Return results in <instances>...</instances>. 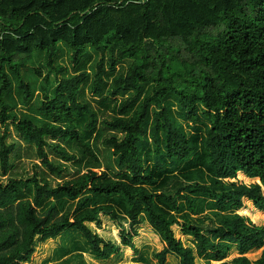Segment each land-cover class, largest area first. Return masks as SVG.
I'll use <instances>...</instances> for the list:
<instances>
[{
  "label": "trees",
  "instance_id": "1",
  "mask_svg": "<svg viewBox=\"0 0 264 264\" xmlns=\"http://www.w3.org/2000/svg\"><path fill=\"white\" fill-rule=\"evenodd\" d=\"M0 32V123L12 120L25 143L37 145L43 166L54 176L60 177L66 167L55 163L49 151L65 163L78 160L61 140H78L101 163L78 126L90 116L87 127L94 129L99 120L98 111L78 99L88 73L59 78L68 69L53 65L60 47L69 50L75 66L92 52L102 56L91 84L94 94L115 98L136 93L116 103L119 115L140 101L145 87L153 89L131 118L108 122L124 133L104 142L108 165L117 166L118 173L92 168L56 187L43 174L11 178L7 185L0 181V264H29L41 242L69 231L105 263L203 264L197 262V248L200 254L210 251L218 264H264V0H0ZM42 54L50 67L44 80L52 85L55 79L56 85L36 110L41 118H21L6 103L12 76L21 101H30L35 91L20 78V69ZM106 56L111 68L131 63L109 89ZM42 73L36 70L38 77ZM175 105L188 121L196 122L200 113L209 121L202 145L210 183L168 178L158 196L150 188L158 177L146 169L143 155L148 131L156 143L158 167L165 160L189 161L198 149L177 123ZM7 134L5 129L0 145L5 174L14 149L5 142ZM239 175L252 181L246 183ZM92 195L112 198L122 210L109 202L91 209ZM177 197L187 201L193 214L198 213L195 197H211L217 214L224 215L207 229L170 219L180 209ZM75 214L79 216L72 220ZM102 219L130 225L121 230L120 243L94 230ZM141 224L152 229L153 243L156 239L161 247L152 257L148 248L139 251L136 246ZM210 235L233 239L238 255L229 258L227 247ZM183 238L193 240L194 247ZM121 246L127 249L126 262L116 257ZM259 249V257L250 255Z\"/></svg>",
  "mask_w": 264,
  "mask_h": 264
},
{
  "label": "rangeland",
  "instance_id": "2",
  "mask_svg": "<svg viewBox=\"0 0 264 264\" xmlns=\"http://www.w3.org/2000/svg\"><path fill=\"white\" fill-rule=\"evenodd\" d=\"M102 59L101 55H97L95 52H92L91 55H86L80 64V66H75L72 64L71 54L67 48L60 47L53 59V65H66L68 69L65 72L59 74V78L72 77L76 74H79L83 71L88 73L87 80L83 83L81 89L78 92L79 100L88 101L94 109L99 113V120L96 128L89 129L88 123L90 122V116H87L78 121L79 129L82 131L85 140L92 144L95 149L99 152L101 157V163H97L94 159L87 154L78 140H61V143L72 152L78 154V160L65 163L61 160L54 151L50 152V158L58 164H62L66 167V172L63 173L60 177L54 176L51 172L43 166L41 158L38 152L36 144L25 143V141L18 135L15 131L12 120L8 121L5 125L0 123V145H1V136L5 129H8V134L6 136L5 142L7 144H14V149L10 154V170L7 174L2 171L0 165V181L3 184L7 185L11 178H25L26 180L32 178L35 175H39L50 179V183L53 187H56L59 183H62L67 180H78L84 176L89 169H99L101 171H110L118 173V167L111 164L108 165L106 160L107 154L104 147V142L108 138H111L113 134L119 136H124V133L114 130L111 126L108 125V122L114 121L119 118L129 119L133 116L134 112L143 104L144 100L153 93L151 87H145L143 91V96L139 102H136L130 111L126 112L123 115L117 114L115 111L116 103L132 99L135 97V92L122 93L117 97H111L108 93L104 95H96L91 92V84L95 75L97 73V64ZM121 63L116 64L114 68H111V63L109 56L105 58V79H107V89L114 86L115 78L120 75L127 73L131 67V63L127 65H120ZM41 68L43 73L42 77H38L36 70ZM50 67L48 65V60L45 55H37L32 62L27 63L26 66L20 69V78L26 82L31 83L34 88V96L28 102H22L21 97L19 98V92H16V78L12 76L13 88L6 95V103L11 106V113L17 114L19 117H37L41 118L37 114V109L40 107L42 101L44 100L45 95H52L54 86L56 85V80L52 85H49L44 80V77L49 73ZM54 78V76H52ZM155 111V108H152V113ZM1 112V107H0ZM174 117L177 119V123L181 128H183L191 137L194 139L198 145L193 158L186 162H170L165 160V162L158 167V158L156 155V143L154 137L151 134V131H148L147 138L148 144L143 147V155L146 160V169L158 177V183L154 187H150L152 192L156 193L158 196L163 192V183L168 178H174L175 180H193V182H200L203 184L210 183L211 173L205 166V154L206 150L202 145L203 138H205L207 129L209 126V121H207L203 115L200 113L199 119L196 122L188 121L183 112H180L177 108V105L173 108ZM106 155V157H105ZM239 179L244 180L246 183L251 181L247 180L244 175H239ZM171 188V185L168 186ZM34 198V197H32ZM198 202V213L193 214L187 201L183 198L177 197L176 200L180 205L178 212L171 213V218H176L180 220H189L194 225L203 227L204 229L216 226L217 223L221 220L223 214H217V210L214 209V203L216 202L211 197H195ZM91 204L90 208L94 209L98 206L99 203L109 202L110 204L116 206L118 210H122V205L119 202H115L114 199L104 200V198L96 197L94 195L90 198ZM71 203V202H70ZM86 210V209H85ZM84 210V211H85ZM73 212V210H72ZM79 216L75 214L72 218ZM252 218L256 219L257 215H253ZM103 220L102 226H94L101 236L105 237L108 240H113L117 244L121 242V230L129 229V224L123 222V226L120 227L117 223H114L110 220ZM151 230V231H150ZM152 229L145 224H141L139 227V235L137 237L136 246L139 251H144L145 248H148L152 253L158 252L161 247L159 246L156 239L151 236ZM153 233V232H152ZM213 237L215 242L221 243L223 246L228 249V257L238 255L237 253V244L233 239H221L216 236L210 235ZM49 242L40 243L37 247L36 252L32 256V261L29 264H114L112 262L105 263L101 259L96 258L91 252L88 244L80 239L79 235H76L74 232H66L63 235L52 239ZM187 246H193V240L189 238H183ZM122 254L116 256L119 259V262L125 261L127 258V249L121 246ZM196 258L198 263L203 264H218L213 261L210 251L206 253H199L197 248ZM262 253V249H259L255 252H252L250 255L259 257ZM116 263V262H115ZM131 264V263H126ZM172 264H178L174 262Z\"/></svg>",
  "mask_w": 264,
  "mask_h": 264
},
{
  "label": "built area",
  "instance_id": "3",
  "mask_svg": "<svg viewBox=\"0 0 264 264\" xmlns=\"http://www.w3.org/2000/svg\"><path fill=\"white\" fill-rule=\"evenodd\" d=\"M137 1H140V2H145L146 0H137ZM3 38V33L0 32V40Z\"/></svg>",
  "mask_w": 264,
  "mask_h": 264
},
{
  "label": "water",
  "instance_id": "4",
  "mask_svg": "<svg viewBox=\"0 0 264 264\" xmlns=\"http://www.w3.org/2000/svg\"><path fill=\"white\" fill-rule=\"evenodd\" d=\"M258 182H260V180H258Z\"/></svg>",
  "mask_w": 264,
  "mask_h": 264
}]
</instances>
